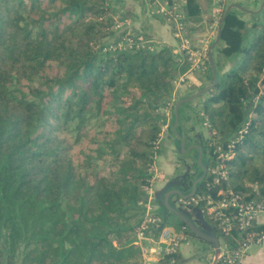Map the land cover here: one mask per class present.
<instances>
[{
  "label": "trees",
  "instance_id": "obj_1",
  "mask_svg": "<svg viewBox=\"0 0 264 264\" xmlns=\"http://www.w3.org/2000/svg\"><path fill=\"white\" fill-rule=\"evenodd\" d=\"M183 6L198 22L201 2ZM116 11L113 0H0V264H144L137 230L161 154L162 106L187 66L169 46L103 52ZM134 33L137 43L148 37ZM221 44L232 66L220 81L215 60L203 115L224 149L248 132L226 162L228 180L207 175L197 194L222 187L264 200V9L252 25L231 12ZM192 208L235 248L240 234L223 237L204 199ZM171 215L154 214L145 235L158 239Z\"/></svg>",
  "mask_w": 264,
  "mask_h": 264
},
{
  "label": "rangeland",
  "instance_id": "obj_2",
  "mask_svg": "<svg viewBox=\"0 0 264 264\" xmlns=\"http://www.w3.org/2000/svg\"><path fill=\"white\" fill-rule=\"evenodd\" d=\"M116 13L114 14V21L115 25L111 28L110 32L112 33V36H108L105 38V45L103 47V50L105 47H109L110 45L116 44L119 41H125L126 38H132L134 39L135 36H133L135 33H142L148 36L146 39L142 37H138L140 41H142L145 46H148L147 48L150 50H154L157 46L158 48L160 46H168L164 40H167L169 38H172L175 40V42L178 45V60L181 62V64L186 63L187 69L185 72L180 73L176 72L174 73V80H173V93L172 94V102L171 107L165 112V104L162 106V111L166 114L167 119L166 123L163 127L164 130H169L170 127L173 125L172 116L174 114L175 105L177 104L179 98L178 92L184 88L185 96L184 98H189L191 96H194L201 90H204L205 88L211 86L213 84V81L209 77H207L208 71L211 68L212 71V65L211 60H215L216 62L219 61L221 67H223V70L220 68L219 70V80L222 81V79H226L227 73L229 72L230 67L232 64L225 61V59L220 54L221 48L223 45L220 42H218L216 45L217 37H218V23L222 18L224 17L227 10L229 11V14L236 13L241 19H243L248 25H252V23L261 16L262 10H258L260 5L253 6L248 4V0H199L202 4V10L203 14L199 18L198 22L194 21H187V13H185L184 18H179L177 16V13L179 10H181L182 3H179L180 8L178 7L175 0H169L172 8L167 10V1L166 0H113ZM238 3H241L242 5H247V8L249 10L255 12V16L253 15H247L245 11H242L235 7ZM132 4H138L139 8L137 9V14H140L141 22H144V25H142L143 31H132L131 29L134 28L132 26V18L130 17L131 14H129L127 11V6H130ZM175 6V8H174ZM217 11H220L219 13ZM252 13V12H251ZM216 14H219L216 16ZM161 24V28L165 31L166 36L165 38H162L159 33H157L155 30L153 31V25L155 24ZM150 28V29H148ZM124 35V36H122ZM176 36H180V39ZM183 38H187L191 41V43L196 47L201 45L200 40L206 38L208 41L206 53H202L203 56V65H204V71H193L190 72L189 69L191 67V63L186 60V56L182 53V49H180V43L182 44ZM167 44V45H166ZM215 45V46H214ZM222 45V46H221ZM111 47V46H110ZM109 47V48H110ZM172 48L171 46H169ZM105 52V51H103ZM211 53V54H210ZM206 58H210V68L207 65ZM216 66V64H215ZM217 70V69H216ZM180 79H185L184 82H180ZM213 88H210L209 91L205 92L198 98L191 100L188 103H185L182 105L181 112L184 111V117L182 120V123L180 125V130L182 132V135L186 138V135H193L194 137L198 135L199 132L197 128H199V131L202 130V135H198L197 143L201 146L202 150L204 151V156H208L209 160V148L208 146H213L216 141L219 139L217 138L215 131H209L210 130V124L205 119L203 115V105L204 103L210 99L214 94L211 92ZM179 98V99H178ZM250 107V104H248L247 108ZM169 126V127H168ZM184 127V128H183ZM190 130V131H189ZM170 131V130H169ZM205 131L208 135V138L204 140ZM162 132V133H163ZM188 132V133H187ZM162 136V134H161ZM206 141V142H205ZM177 144V141H175ZM212 144V145H211ZM187 150V149H186ZM175 154H177V157L179 158V161L176 163V172L175 176V185L174 188L180 190L184 193H189V187L193 184L194 181H196L202 174V166L199 163V160L196 159V154H185L186 152L183 150H178L177 146L174 151ZM204 162V160H203ZM185 163L188 167L185 166ZM187 168V169H186ZM160 175V174H159ZM155 177H157V174H155ZM166 177V176H165ZM157 178H160L157 177ZM156 178V179H157ZM171 204L177 208L178 210L184 212L187 210V208L179 203V196H172ZM197 212V211H196ZM197 216L199 218L194 220V224L197 226H203L202 220L207 223V220L203 213L197 212ZM207 216V215H206ZM201 218V219H200ZM169 220L175 223H179V220L174 215H171ZM222 243L223 240L221 239ZM223 247H225L224 243L222 244ZM23 250V245L21 246ZM20 257V256H19Z\"/></svg>",
  "mask_w": 264,
  "mask_h": 264
},
{
  "label": "built area",
  "instance_id": "obj_3",
  "mask_svg": "<svg viewBox=\"0 0 264 264\" xmlns=\"http://www.w3.org/2000/svg\"><path fill=\"white\" fill-rule=\"evenodd\" d=\"M166 1L167 10H169L172 8V6L169 0ZM175 1L179 8V3H182L180 8L181 10L178 11L177 16L179 18H184L186 15V9L183 5L187 0ZM217 12L219 13L220 11ZM217 15L219 14H216L215 17H217ZM220 23L221 20L219 21L218 25H220ZM176 37L180 39V36ZM126 42H128V44L123 40L116 44L110 45V48L106 46L103 51H128L133 49H143L146 47L143 42L137 43L132 38H126ZM199 42L201 44L197 46L199 48H196L187 38H183L182 44L180 43V49H182V53L186 56V60L191 63V67L189 69L190 72L205 70L202 53H206L208 41L206 38H204ZM184 81L185 79H180V82ZM172 94L174 95V93ZM171 104H173L171 99L165 103L164 107L166 113L171 107ZM247 128L248 126H245L237 132L236 140L231 141L227 145V149H224V147L221 145H216L218 141L214 143L213 146L217 147L214 149L211 156H209V160L212 158H217L218 163L215 165H210V161L208 160L207 162V166L209 165L207 167V175L214 185L220 186L221 182L228 180L230 169L226 167V162L234 158L233 149L235 148V142L242 140L244 135L248 132ZM150 194L151 190H149V196ZM202 199L205 200V214L218 221L223 237H231L234 232H238L240 234V241L234 249L229 248L225 244V247L221 248L222 253L220 256V261H222V264H242L253 247H260L264 245V232L256 230L258 219L260 216L264 215V200H247L244 196L233 191H227L221 187L215 193V196L207 195L201 197L196 193V195L193 197L181 200V204H183L185 207H192L193 205L198 204ZM143 206L145 214L142 224L137 230V241L139 245L141 244V250L145 256L147 249L145 250L143 242L152 239L145 235V231L148 230L149 224H152L156 221V217H154V213L152 212L153 205L150 202H146ZM172 226L177 227H165L162 229L158 239H152L159 244L156 248L150 249V253L156 256L158 262L167 256L173 257L179 253L181 244L187 240V236L182 232L181 229H179V224L175 223ZM169 264H176L174 257Z\"/></svg>",
  "mask_w": 264,
  "mask_h": 264
},
{
  "label": "crops",
  "instance_id": "obj_4",
  "mask_svg": "<svg viewBox=\"0 0 264 264\" xmlns=\"http://www.w3.org/2000/svg\"><path fill=\"white\" fill-rule=\"evenodd\" d=\"M248 4L253 5V6L260 5L258 10H261L264 7V0H248ZM237 5L242 8V9L241 8H238V9L245 11L247 13V15H250V16L254 15L255 16V12L249 10V8H247V5H242L241 3H238ZM138 8H139L138 4H132L130 6H127V9H129V11H127V12L129 14H131L130 17L132 18V22H133L132 26L134 25L133 26L134 28L131 29L132 31H143L141 29L142 28V26H141L142 22L140 19V14H137ZM142 25H144V22L142 23ZM161 27L162 26L160 23L156 24V25L154 24L153 25V31L155 30L157 33L160 34V36L162 38H165L166 33ZM148 29H150V28H148ZM164 42L169 44L168 46L172 47V50L175 54H178V51H177L178 45L175 42V40H173L172 38H169L167 40H164ZM184 90L185 89L182 88L178 92L179 98H180V99L178 98L179 100L185 99L184 97H186V96H185ZM181 109H182V106H180V108H179V120H178V124H177V134H175V132L173 130L174 123H175L174 122L175 121V119H174L175 113H174V117L172 118L173 125H172V127L169 128L170 131L164 130V132L162 133V136H161V141H160L161 147H162L161 148V154L157 157L156 163H155V168H154L155 174H157V177L160 176V178L155 177L154 186L151 189V194L148 198V202H150L153 205V211L152 212L154 214H164L166 212L165 200L167 197L169 200V204L172 207H174L171 204L172 196H175V195L179 196V203H181V200L185 199V197H183V196H187L193 191V186H194V183L196 182V181H194L193 184L188 188L189 193H184V192H181L180 190L174 188L175 178H173V177L175 176V172L177 171L176 170V163L179 161L177 154L174 153L176 146H177L178 150L185 151L186 152L185 154L195 153L197 160L199 159V152H200L198 149L202 150L201 146L197 143V138H196V137H198V135L199 136L202 135V130L199 131V128H197L198 129L197 132H199V133L195 137L193 135L192 136L186 135V138H185L182 135V132L180 130V125H181L183 117H184V114H183L184 111L182 113ZM179 137L183 139L184 147H182V144H181V141L179 140ZM207 138H208V135L205 131L204 140H206ZM175 141H177V144L175 143ZM202 153H203L202 154V160H201L200 164L202 166V171H203V167H207L208 156H207V158H206V156H204L203 150H202ZM203 160H204V162H203ZM185 166L188 167L186 165V163H185ZM202 176H203V174L200 177H202ZM176 192H180L183 196H180ZM186 208H187V210L184 211V213L194 223V220L199 218L197 216V212L192 207H186ZM173 224H174V221L171 222L169 220V226H167V227H171V228L177 227V226H172ZM202 224H203V226H197V227H199L205 234L213 235L212 226H210L209 224H206V222L203 220H202ZM257 225L259 226V229L261 230V232H264V215L260 216V218L258 219ZM219 240H220V247L223 248L222 244L224 242L222 243L221 239H219ZM143 244H144L145 250L147 249L145 256L143 255V252L141 250L142 255H143L144 264H160V262H158V259L156 258V256L153 255L152 253H150V249L156 248L159 245L158 242L150 239V240L143 242ZM138 245H139V243H138ZM139 246H140V249H142L141 244ZM179 255L181 257L180 264H217L218 263V262H216V253H215L214 245L209 243V242H206L203 239H200L196 235L187 236V240L185 242H183L180 246ZM242 264H264V245L260 246V247L259 246L253 247L250 250L249 254L247 255V257L245 258V260L243 261Z\"/></svg>",
  "mask_w": 264,
  "mask_h": 264
},
{
  "label": "water",
  "instance_id": "obj_5",
  "mask_svg": "<svg viewBox=\"0 0 264 264\" xmlns=\"http://www.w3.org/2000/svg\"><path fill=\"white\" fill-rule=\"evenodd\" d=\"M235 7L236 8H241L238 5H235ZM228 15H229V11L227 10V12L225 13V15H224V17L221 20V23L219 25L218 37H217V41H216L215 45L218 42H220V40H221V37H222V26H223V23H224L225 19L228 17ZM211 65H212L213 84L211 86L205 88L204 90H201L200 92H198L194 96L179 100L177 102V104L175 105V109H174V113H175V118H174L175 121L174 122L175 123H174V127H173V130H174L175 134H177V124H178V120H179V108H180V106H182L185 103L190 102L191 100H194V99L198 98L199 96H201L205 92L209 91L210 88H213L217 84L218 76H217V70H216V66H215L214 60H211ZM179 140L181 141L182 147H184L183 139L179 137ZM198 150L200 151L198 160H199V163H201L202 154L203 153H202L201 149H198ZM206 176H207V167H203V176L196 180V182L194 183V186H193V191L189 195L183 196L180 192H176V193L179 194L180 196L185 197V199H188L190 197L195 196L196 193H197L198 185L205 180ZM165 207H166V209L169 212H171L175 217H177L178 220L180 222H182L194 235H196L200 239H203L206 242H209V243L214 245L215 253H216V262H219L220 261V256H221V253H222L221 247H220V240L217 237H215L214 234L213 235L205 234L199 227H197V225H195L193 223V221L184 212L178 210L177 208L172 207L169 204L168 197L165 200Z\"/></svg>",
  "mask_w": 264,
  "mask_h": 264
}]
</instances>
